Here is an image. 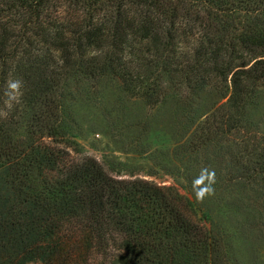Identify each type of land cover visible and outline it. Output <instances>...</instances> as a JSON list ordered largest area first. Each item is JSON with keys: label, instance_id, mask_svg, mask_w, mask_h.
<instances>
[{"label": "trees", "instance_id": "1", "mask_svg": "<svg viewBox=\"0 0 264 264\" xmlns=\"http://www.w3.org/2000/svg\"><path fill=\"white\" fill-rule=\"evenodd\" d=\"M105 79L185 103L188 193L264 209V0H0V264H227L196 201L80 156L72 92Z\"/></svg>", "mask_w": 264, "mask_h": 264}, {"label": "rangeland", "instance_id": "2", "mask_svg": "<svg viewBox=\"0 0 264 264\" xmlns=\"http://www.w3.org/2000/svg\"><path fill=\"white\" fill-rule=\"evenodd\" d=\"M72 96L80 156L95 159L114 178L140 179L177 189L197 202L199 217L201 210H208L215 223L226 229V242L231 247L227 264H264V219L260 216L264 209L254 205L252 189L234 187L223 203L211 194L195 198L188 193L184 170L188 137L194 128L189 132L185 103L170 99L150 107L111 79L82 84ZM215 99L204 95L202 102L192 106V113L195 108L203 112ZM262 114V110L253 112L255 119Z\"/></svg>", "mask_w": 264, "mask_h": 264}, {"label": "clouds", "instance_id": "3", "mask_svg": "<svg viewBox=\"0 0 264 264\" xmlns=\"http://www.w3.org/2000/svg\"><path fill=\"white\" fill-rule=\"evenodd\" d=\"M18 86V85H17Z\"/></svg>", "mask_w": 264, "mask_h": 264}]
</instances>
